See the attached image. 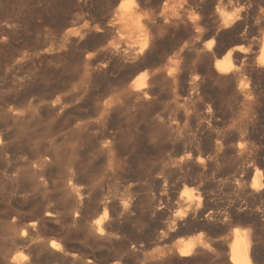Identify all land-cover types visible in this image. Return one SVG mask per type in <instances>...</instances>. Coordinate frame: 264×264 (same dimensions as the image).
<instances>
[{"label": "rangeland", "instance_id": "374dc122", "mask_svg": "<svg viewBox=\"0 0 264 264\" xmlns=\"http://www.w3.org/2000/svg\"><path fill=\"white\" fill-rule=\"evenodd\" d=\"M144 1H145V7L142 6L140 12L143 18L144 16L147 18H153V17L155 18L157 17V19L160 18L157 21H159L158 22L159 25H162L163 22L170 21L171 19L174 20L177 18V16H182V18L185 20V24H183L184 28L182 27V25L181 26L179 25L177 27L178 29L173 28V26H169L167 27L168 31L164 30L165 31L164 32L163 30H160L158 33V35L160 36V42L158 43L159 45L157 46L156 44V47L154 48L155 49L154 51L156 52V57L154 62L155 65L146 67L148 70L144 68L141 69L142 71L138 70V72H136L137 71L136 70L135 72H133L132 71L133 69H130V67L127 64L125 63L123 64V61L121 58L118 57V54H121L123 52L122 50L125 48L126 49L124 51H126L129 46L132 45L137 46L140 43H143V36H142L143 32L140 30H134L135 33L129 31L130 26L136 25V20L138 18V15H135L133 17L135 18L133 20L134 22L122 21L119 20L117 17H115L116 14L115 11L117 10L116 7L118 6L117 2L119 3V1L0 0V140H1L0 142V241L4 242L5 239L7 238V235H5L7 234L6 233L7 231L5 230L7 229L6 228L7 225L12 221L11 219H13V221L14 220L19 221L22 224L24 223L26 226L28 225L29 222H30L29 224L35 223V225L30 227L31 229H29L30 231H32V233L29 231L28 234L29 236H27L29 237L28 238L29 240L27 239L30 242L29 244L38 242L43 245L44 249H49V244L53 242L54 244H56L55 242H57L58 245L63 244L65 239H68L70 240L69 242H72L73 237L71 236L70 232L69 235L67 233V227H68L67 224L68 222H70L69 221L70 219L69 220L67 219L70 218L69 215L72 212L71 210L72 201L70 202L71 197L69 195L70 193H67L66 191L67 189L66 186H69L68 184L70 183L69 180L71 179L72 173L76 169H79L80 171L79 170L76 171L77 172L79 171L78 173L81 176H83L85 180H88V182H92V183H88L87 181H85L86 183H81L83 187L89 188L92 191V194L96 193L95 195L104 194L110 197L113 196L114 197L113 200L114 201L116 200L115 202L116 204L118 202H120V204L126 201L128 202L129 200L130 202L126 204L130 205L134 203L133 205H135L137 198L141 197L139 202L140 205L137 204L138 209L139 208L142 209V207L146 206L145 203L147 205H150V203L151 204L155 203L156 206V204H160L162 200L163 203H165L164 204L165 206L163 205L162 202L160 205L164 206L163 211L170 214L169 216H173L176 213L179 216L182 214L185 215L187 213H190V211L193 208L194 209L198 208L201 209L203 212H210L211 214L213 213V215L215 214L220 217L222 215L221 217L222 220L219 219V221L215 223L214 225L215 228L213 229V232L210 233H208L205 230H199V232L192 231L188 233L187 231L184 230L183 227L180 229L178 228V230L175 229L174 232L173 231L170 232V230H167L169 229L168 228L169 225L167 223L168 219H162L163 223L161 220H158V224H159L158 225L156 224L157 219L156 221H153L155 219L150 220V218H144L142 228L144 229V231L146 232L148 231L149 234H146V232L144 235L141 236L135 234V236L133 237H128L130 242L127 238L129 245H132L131 242L133 241L132 242L133 246L136 243V245L141 248L140 249L137 247L138 249L137 248L133 249L130 248V246L128 245L130 250L134 251L133 253L135 254V256L137 253L138 254L140 253L139 256L137 254L136 256L137 258L134 256V254H132L134 258L129 257L130 259L129 258L128 259L130 261L129 260H125L124 262L123 261L121 262V260L119 261V259L115 258L112 254L113 245L109 243L105 245L107 242L106 241L104 243L103 242L101 243L102 247L100 248V251L96 250L95 252L96 255L99 254L102 260H100L99 258L98 259L99 261L92 262L93 260L91 256H89L91 258V259L89 258V260L92 262V264H112V263L133 264L134 262H135L134 264H147V263L161 264L165 259L164 257L167 258L165 259L167 261H164V263L162 264H171V263L172 264L175 263L176 264H229L228 256H227V252H228L227 248L231 242L233 232L234 231L246 232L249 230H250L249 232L252 235V239H255L253 240L254 243L253 245L255 246L256 249L255 255L256 257H259L256 260L258 263L255 261V264L256 263L264 264V195L262 196L263 199L260 198V200L259 199L256 200L255 198H253V196H251L250 199L248 198L251 195L249 190V184L255 169H256L255 172L258 170L257 174L258 172H260L258 174L260 175L259 181L260 184L264 187V183H263L264 182V177H263L264 176V68L257 67L255 63V58L258 56V51H259L258 48L261 39L264 38V29L262 28L264 27V20L263 21L258 20V17H260L259 15H262L264 17V9H263L264 1L256 0L255 3L251 6H248L247 1L245 0H241V1L240 0H215V1L214 0L213 1L212 0H144ZM196 2L198 5L196 4ZM256 4L257 6H255ZM216 7H217L216 10L221 8L220 10L222 12L223 11L226 12L227 15L229 13H230L229 15H231L232 13V17L235 16L236 13L238 14L240 11H241V13H239L240 15L245 13L241 17L244 16L243 20H245L246 22L243 23L244 31L241 30L242 32L240 31L235 35H234L235 32H225V34L222 33L220 35L222 36L220 39L221 43L218 42L216 44V47H214L215 49L213 48L215 51L212 50V52L208 54L209 55L208 57L211 56L210 57L211 59L208 61L209 64L208 66L211 68V70H213L212 69L213 68L212 64L214 62L213 60H218L224 57L223 55L226 52L227 48L236 47L241 52L243 51L241 54L242 55L241 58L242 59L244 58L245 60L241 59V61L242 62L245 61V62L242 63L239 70L235 72L234 74L235 76L231 75L232 76L231 77L230 75H226L223 76L224 78L218 77L219 79L215 78V76L212 77L210 75L209 78V76H207V73L205 71L203 72L204 74L203 76V74H201L202 71L199 69L203 65L202 62L201 63L198 62L193 57L194 53L199 52L201 55L203 51L202 45L203 48H205L204 46H206V44L210 41V39L208 37L205 38L204 35L210 32L211 29L210 24L212 18L211 15L213 12L216 11L215 10ZM249 8L250 11L253 8L252 12L249 11ZM251 13L253 14V16H251L252 15ZM248 14L250 15L251 19L250 18L248 19L249 17ZM208 16L211 17L209 18ZM191 20H194L195 23L198 25L200 23L199 26L204 24L202 25L203 27L202 26L200 27L202 30H200V28L198 29L193 28V26L190 25L189 22ZM207 20L210 22H208ZM188 22L189 25H187V27L188 26L190 27L187 28L186 24ZM141 24L143 25L142 22ZM250 24H252V27ZM206 28L209 30H207ZM171 29H175V30L171 31ZM191 29L194 30L191 31ZM252 29L254 32L252 31ZM176 30H182L183 32L182 31L176 32ZM173 31L176 33L174 34ZM245 32L248 37L246 36V34H244ZM200 33L202 34V36ZM178 34H181L179 36L182 37L179 38V36H177ZM184 34L186 38L188 37L187 39L185 38ZM188 34L190 35L193 34L194 37L193 35L190 36ZM162 35H164L163 39H162ZM166 35L167 36L169 35V37H167ZM237 35H239L240 37ZM173 36L175 37V39ZM238 39H240V41ZM228 42L230 43V46L225 49L224 47L228 44ZM167 43L171 46V48H173L175 44L177 45L173 49H171ZM179 43L183 45H178ZM223 45L225 46L223 47ZM179 46H181V48ZM191 47L193 48L191 49ZM159 48L161 49L159 50ZM185 48H190L191 50L190 49L185 50ZM199 48H201L200 49L201 52ZM108 49H110L111 51H109ZM119 50H121L122 52ZM171 50L172 51L175 50V53H173ZM180 50L181 53L183 52L184 54L182 53L183 56H181L183 60L182 59L177 60L178 61L177 66L179 69L178 71L179 72L181 71V73L185 71V73H183L184 75L186 74L187 70L188 72H190L189 71L190 68L191 70L190 75L192 77L193 74L196 73L198 76L199 75L198 72H201L200 73L201 75H199L198 77L199 78L202 77L200 81H201V85L203 84L204 86L200 85L199 87L198 99L202 101L201 102L202 104L199 102H195L194 100L195 103L192 104V102L190 103L188 102L185 104L187 105V107L184 106L183 108V104H184L183 100L184 98H186V93L184 92V90L179 87L175 88L171 83H169L170 82L169 80L161 76L160 79L156 80L155 83L156 85L154 84L155 91L158 90V92H156L157 94L154 93L155 94L154 96L151 95V98L153 97L152 98L153 100L156 99L155 101H157V104L155 103V101L153 102V100H150L151 99L150 97L140 103H138L136 99H133L134 98V96H132L133 93L130 92L129 90L130 86H126V85H130V83L133 82L134 80L133 77L139 78L142 77L143 74L145 76L146 73L145 84H147L148 86L149 85L148 80L151 79L152 75L159 73L158 71L160 70H162L161 73L163 74L164 68H166L167 66H172L173 64L172 57ZM108 51L111 53H109ZM108 54L109 56L107 57ZM158 55H160V57H158ZM185 55L186 56L189 55V56L186 57ZM212 56L214 57L212 58ZM108 60L110 61L108 62ZM118 60L122 64H120ZM116 61H118V63ZM181 62L182 64H180ZM194 66L195 67L198 66L199 70L197 68H196L197 70H195ZM153 67L156 71L153 69ZM150 69L152 70V72H150ZM193 70L194 72H192ZM188 72L187 75H185V77L189 79L191 76L188 75ZM236 75L239 77L238 79L240 80V82L237 79ZM156 76H158V74ZM138 78H136V80ZM226 79L228 83H232V84L231 85L228 84ZM230 79L233 82H230ZM157 82L161 85L157 84ZM241 82L244 85H242ZM239 83H241V85L237 87ZM163 85L165 87H163ZM232 85L233 88H230V86L232 87ZM119 86L122 87L119 88ZM241 86L245 88L244 91L246 93L235 90V89L240 90L239 87ZM167 87L169 88L173 87L172 89L170 88L172 90L171 92H173L172 93L173 95L171 94L170 89ZM201 87H202V91H201ZM167 89H169V91ZM177 89L178 91H176ZM226 89H228L227 94L225 91ZM182 92L185 95H183ZM126 94L128 95V97L126 96ZM179 94H181L184 98H182V96H180ZM251 94L253 95L252 97ZM157 96L159 97L157 98ZM239 96H241V100ZM171 97L173 100H170ZM211 98L212 99L214 98V101ZM218 98L222 99V101L217 100ZM127 99L129 101H127ZM164 99H167V101ZM124 100L128 105L124 103ZM151 101L153 102V104ZM162 101L166 103L164 104L162 103ZM210 101H212L214 104L215 101L217 102L214 105ZM174 102H177L178 105H176ZM180 102L182 105V106L180 105L181 108L178 107ZM102 105L103 106L106 105L108 106V108L110 107L113 108L112 110H110L111 108L109 110L111 111L110 113L111 121L114 123L113 126L115 127L116 141L114 140L113 143L114 155L116 154L118 155V156L116 155L118 158L115 159L117 166L115 168L116 169L119 168L117 171L115 169L114 172L113 171L106 172L105 169L108 168L106 164L107 161H105L106 157L103 154L98 153V150L95 146L96 143L94 142V141L97 142L99 140L96 127L98 126V122H100L101 119V117L99 116H101ZM124 105H126V107ZM99 106L100 108H98ZM117 106L118 108H116ZM148 106L150 108H148ZM164 107H166L169 111ZM203 107L204 109H201ZM185 108L188 109V111ZM222 108L223 111H221ZM182 109L183 111L186 110L185 112H187L188 114L187 113L185 114V112H181ZM97 110L99 111L100 115L97 112ZM191 110L193 112H191ZM205 110L207 113L205 112ZM217 110L218 112L220 111L219 114ZM250 112L253 114H251ZM177 113L179 114L178 117H177ZM171 114L174 115L172 116ZM180 114L182 115L180 116ZM186 115L188 116L186 117ZM211 116L212 117L214 116L213 118L215 120H213ZM149 117L151 118V120ZM180 117H184V118H180ZM205 117L207 119L208 117L210 118L208 119L207 123L205 122L207 120ZM158 118H160L159 119L160 126H158L157 123ZM177 119H179L180 122ZM201 119H203L204 121ZM152 120H154V122H151ZM209 120L210 123H208ZM166 122L167 123L170 122V123H168L167 125ZM204 122L205 124H203ZM162 123H164V125ZM196 123L199 125L197 126ZM208 124L211 125L209 126ZM205 125L207 127H205ZM165 126L167 129L164 128ZM170 126H172V131ZM200 127H203L204 129L202 130V128ZM160 128L163 129V131L159 130ZM205 128L207 130H205ZM200 129L202 130V132L199 131ZM154 130L155 133H157L158 131L160 134L158 135L157 133L156 135L158 136H155ZM166 130H169V132L166 133ZM204 130L205 131L209 130V131L205 132ZM161 131L162 132L165 131L164 132L165 135L163 134L161 135L162 133ZM210 131L212 133H210ZM213 132L215 133V135ZM151 133L153 134L151 135ZM120 134H122L123 136ZM170 134L173 136V138L168 137ZM199 135L201 136V138L199 137ZM156 137L160 139L157 140ZM92 138L95 144L91 142ZM154 138L156 139V141ZM198 138L200 140H198ZM196 140L198 142H196ZM216 141L219 144L216 143ZM182 142L184 143V145ZM239 142L243 144V147L242 148L239 147L238 149H236ZM178 143L180 145L182 144V147L184 146L183 155L187 154L190 151L191 152L190 155L193 156L191 157L190 155H188L189 154L188 153L187 155L189 156V158H191L192 160L195 159V161L198 160V158L199 159L201 158V160H203V162L197 164L199 168L197 167L198 170L196 171L197 172L196 176H195V172L193 173L194 175L191 176L194 178L199 175L198 178L200 183L198 181L197 183L186 182L184 184L181 182L183 178L181 174V170L176 171L177 161L179 159L177 157H179L180 155L178 150L180 149L179 147H181ZM214 143L215 145H217L218 147L217 149ZM207 150L210 151V153ZM219 156H221V158ZM219 158L221 159L220 162H219ZM94 159L95 161H92ZM101 159H103L104 162ZM191 159L189 161L190 164H188L189 167H187L188 169L190 168V165L192 166L196 164V162L192 161ZM87 165L89 166L87 167ZM79 166L80 168L82 167V169H80ZM83 167L85 168V170H83ZM70 168H72V170ZM187 168H185L184 170H186ZM86 170L88 171L86 172ZM83 171L85 174L83 173ZM87 173H89L90 176ZM109 173L111 175H109ZM202 174L205 175L202 176ZM200 176L204 177V179ZM261 178L263 179L261 180ZM81 184L80 186H82ZM132 189L135 191L134 192L135 194L133 193L132 195L133 197L131 196L132 194L131 192H133ZM97 190H99L100 192ZM126 193L127 194L130 193V194L127 195ZM62 194L65 196H63ZM144 196H145V200H144ZM156 196H158V198H156ZM131 197L133 198L134 201L132 200ZM186 197L189 198L187 199ZM156 199L157 200L160 199V200L157 201ZM231 205L233 206V208L231 207ZM235 205H237V207ZM69 207L71 209H69ZM238 208H240L239 210L241 211L243 209V211L241 212L243 215L240 213ZM54 209L55 211L57 210L56 211L57 216L48 219L44 217L45 214L44 212L48 210L49 211L52 210L53 212H55ZM227 209H231L233 211L238 210L240 215L237 212L234 215L235 217L232 216L228 218L229 220L225 217L226 220H224L225 210ZM62 210L66 211L64 212L65 215ZM59 211L61 213H59ZM161 211L162 209L160 211L158 210V212ZM146 213H148V211ZM146 213H143L145 217L148 216V214ZM247 213L250 215L248 216ZM111 214L112 213L109 212L108 218L111 217ZM135 214H136L135 212L131 214L129 219L131 222L128 220L130 223L126 222L127 223L126 225H128L129 227L130 225L132 226L136 225V222L134 220ZM66 215L68 216V218ZM62 216L63 218H61ZM238 217H240V219ZM254 217L256 220H253ZM148 221L153 222L150 223V226L152 228L149 226ZM132 222H134L135 225H133ZM155 224L157 225V229H155L156 227ZM160 224H162V227ZM146 225L149 226L153 231L149 230V227H147ZM180 231L182 232L184 231V232L182 233ZM197 235L198 237L201 236L199 237L200 243H198L197 246V249L200 250L199 251L200 253L195 252L194 255L187 257V259L186 258L177 259V256L175 254V247L177 246V244L179 242L186 243L194 239H197L198 238ZM137 236H139V238ZM64 237L65 239H63ZM135 237L139 240H137ZM30 239L34 241L32 240L30 241ZM106 246L107 249H105ZM111 248L112 250L110 251L112 252L109 251V249ZM28 250L29 249L23 250L25 252L22 253L23 255L25 254L24 255L25 257L28 254L26 258L30 261L33 255H32V251L29 250L30 251L29 252ZM106 250H108V252ZM135 251L138 252L136 253ZM101 252H103V254ZM256 253H258V255ZM29 255H31V257ZM111 255L113 258L110 257ZM43 256L44 255H40L39 264H43V263L62 264L60 261H58L59 263L46 262L45 256L44 257ZM114 259L116 260L118 259L117 262ZM134 259L136 261H134ZM111 261L113 262L110 263ZM168 261L171 263H169Z\"/></svg>", "mask_w": 264, "mask_h": 264}, {"label": "bare ground", "instance_id": "6f19581e", "mask_svg": "<svg viewBox=\"0 0 264 264\" xmlns=\"http://www.w3.org/2000/svg\"><path fill=\"white\" fill-rule=\"evenodd\" d=\"M115 1H119V3L117 2V4H118V6L116 7V11H115V17H117L119 20H122V21H133L135 18H133L135 15H138V18H137V20H136V25H134V26H130L129 27V31L130 32H132V33H135V31L134 30H140V31H142L143 32V43H140L139 45H137V46H134V45H132V46H129L128 48H127V50L126 51H124L125 49H123L122 51L121 50H119V51H121L122 53L121 54H118V57L119 58H121L122 59V61H123V64L125 63V64H127L129 67H130V69H133L132 71L133 72H135L136 70V72H138V70H140V71H142L141 69H144V68H146V67H148V66H152V65H155L154 64V62H155V57H156V52L154 51L155 49V47H156V44H157V46L159 45L158 43L160 42V36L158 35V33H159V31L160 30H167V27H169V26H173V28H177L179 25L181 26L182 25V27L184 28V26H183V24H185V20L182 18V16H177V18L176 19H174V20H170V21H166L165 19V21L166 22H163V24L162 25H159V21H157L158 19H160V18H158L157 19V17L155 18V17H153V18H147V17H145L144 16V18L142 17V15L140 14V12H141V7L142 6H144L145 7V1L144 0H115ZM213 1V0H212ZM215 1V0H214ZM241 1V0H240ZM245 1H247V4H248V6H251V5H253L254 3H255V1L256 0H245ZM259 1V0H258ZM264 1V0H263ZM204 2V1H203ZM237 2V1H236ZM148 3V2H147ZM230 3V2H229ZM259 3V2H258ZM261 3V2H260ZM264 3V2H263ZM116 4V3H115ZM196 4H197V2H196ZM206 4H208V3H206ZM213 4V3H212ZM215 4H216V2H215ZM237 4V3H236ZM241 4V3H240ZM180 5V4H179ZM187 5V4H186ZM186 5H185V7H186ZM198 5V4H197ZM201 5V4H200ZM259 5V4H258ZM260 5H262V4H260ZM264 5V4H263ZM149 6V5H148ZM158 6V5H157ZM205 6V5H204ZM220 6V5H219ZM229 6V5H228ZM255 6H257V4L255 5ZM150 7V6H149ZM192 7V6H191ZM194 7V6H193ZM213 7V6H212ZM235 7H237V6H235ZM239 7V6H238ZM242 7V6H241ZM244 7V6H243ZM182 8V7H181ZM201 8H203V7H201ZM251 8V7H250ZM250 8H249V11H250ZM176 9V8H175ZM178 9H180V8H178ZM188 9V8H187ZM205 9V8H204ZM217 9V7L215 8V10ZM221 9V8H220ZM220 9H218V10H213V11H215V12H211L212 13V18H211V29H210V32H208V34H206V35H204V37L205 38H209L210 39V41L206 44V46H204L205 48H203V45H202V49H203V51H202V53H201V55H200V53L198 52V53H194L193 55V57L198 61V62H202V66L199 68L201 71H202V73L201 72H198L199 73V75H201V74H203V72L205 71L206 73H207V76H215V78H224L223 76H226V75H233V76H235L234 74H235V72L237 71V70H239V68L241 67V65H242V63H244L245 61H241V57H242V52L239 50V49H237L236 47H233V45H232V47L233 48H227V47H229L230 46V43L228 42V44L225 46V45H223V47L226 49L227 48V50H226V52L224 53V57H222L221 59H218V60H213L214 62H213V64H212V69L214 70H211V68L208 66L209 64H208V61L211 59L210 57H208L209 55L208 54H210L211 52H212V50H214L215 48L214 47H216V44L218 43V42H220L221 43V41H220V39H221V37L222 36H220L222 33H224L225 34V32H235L234 33V35L236 34V33H238V32H240L241 30H243V23L245 22V20H243V18H244V16L243 17H241L242 15H244V14H242V15H240L239 13H241V11L236 15L235 14V16H233L232 17V13H231V15H227V13L226 12H222ZM247 9V8H246ZM253 9V8H252ZM252 9H251V11L250 12H252ZM261 9V8H260ZM264 9V8H263ZM154 10V9H153ZM173 10H174V8H173ZM177 10V9H176ZM189 10V9H188ZM225 10V9H224ZM235 10V9H234ZM238 10V9H237ZM159 11V10H158ZM161 11V10H160ZM212 11V10H211ZM246 11V10H245ZM174 12V11H173ZM202 12H203V10H202ZM237 12V11H236ZM255 12V11H254ZM253 12V13H254ZM257 12H258V9H257ZM256 12V13H257ZM260 12H262V11H260ZM144 13V12H143ZM176 13V12H175ZM226 13V14H225ZM235 13V12H234ZM233 13V14H234ZM247 13H249V12H247ZM114 14V13H113ZM163 14V13H162ZM252 14V13H251ZM249 15V14H248ZM162 16V15H161ZM210 16V17H211ZM246 16V15H245ZM251 16H253V14L251 15ZM260 17H258V20H261V21H263L264 20V17L262 16V15H259ZM173 17H174V14H173ZM209 17V16H208ZM209 17V18H210ZM256 17V16H255ZM167 18V17H166ZM202 18V17H201ZM204 18V17H203ZM250 18V15H249V17H248V19ZM113 19V18H112ZM116 19V18H115ZM251 19V18H250ZM253 19V18H252ZM138 21V22H137ZM188 21V20H187ZM186 21V22H187ZM199 21H200V19H199ZM198 21V22H199ZM203 21H205V20H203ZM208 21V20H207ZM206 21V22H207ZM248 21V20H247ZM254 21V20H253ZM134 22V21H133ZM141 22L143 23V25L141 24ZM190 22V25H192L193 26V28H196V29H198V28H200L202 25H204V24H202L201 26H199L200 25V23H199V25L198 24H196L195 23V21L194 20H191V21H189ZM189 22L186 24V27H187V25H189ZM205 22V23H206ZM208 22H210V21H208ZM249 22V21H248ZM246 23V22H245ZM251 23V22H250ZM252 23H254V22H252ZM257 23H259V22H257ZM135 24V23H134ZM161 24V23H160ZM251 25V27H252V24H250ZM258 25V24H257ZM199 26V27H198ZM207 26V25H206ZM208 26H209V23H208ZM248 26V25H247ZM188 27H190V26H188ZM187 27V28H188ZM203 27V26H202ZM259 27V26H258ZM260 27H261V24H260ZM186 28V29H187ZM246 28V27H245ZM253 28H256V27H253ZM263 29H264V27H262ZM98 29V28H97ZM97 29H96V31H97ZM169 29V28H168ZM178 29V28H177ZM181 29V28H180ZM204 29H205V27H204ZM204 29H203V31H204ZM207 29V28H206ZM170 30V29H169ZM172 30H175V29H171V31ZM185 30V29H184ZM192 30H194V29H191V31ZM200 30H202L201 28H200ZM207 30H209V29H207ZM206 30V31H207ZM262 30V29H261ZM260 30V31H261ZM99 31V30H98ZM101 31V30H100ZM168 31V30H167ZM170 31V32H171ZM177 31H182V30H176V32ZM188 31H190V30H188ZM202 31V32H203ZM244 31V30H243ZM252 31H253V29H252ZM257 31V30H256ZM260 31H258V32H260ZM165 32V31H164ZM174 32V31H173ZM176 32H174V34L176 33ZM183 32V31H182ZM186 32V31H185ZM199 32H201V31H199ZM242 32V31H241ZM254 32V31H253ZM252 32V33H253ZM257 32V33H258ZM169 33V32H168ZM179 33V32H178ZM188 33V32H187ZM190 33V32H189ZM251 33V32H250ZM256 33V32H255ZM262 33H263V31H262ZM162 34H163V32H162ZM174 34H172V35H174ZM193 34H194V31H193ZM193 34H191V35H193ZM201 34V33H200ZM223 34V35H224ZM230 34V33H229ZM244 34H246V32L244 33ZM170 35H171V33H170ZM179 35H181V34H178L177 36H179ZM188 35H190V34H188ZM187 35V36H188ZM190 35V36H191ZM240 35V34H239ZM239 35H237V36H239ZM249 35V34H248ZM163 36L164 35H162V39H163ZM167 36V35H166ZM184 36H185V34H184ZM201 36H202V34H201ZM241 36V35H240ZM239 36V37H240ZM245 36V35H244ZM246 36H247V34H246ZM245 36V37H246ZM167 37H169V35L167 36ZM166 37V38H167ZM172 37V36H171ZM174 37V36H173ZM182 37V36H181ZM180 36H179V38H181ZM193 37H194V35H193ZM224 37V36H223ZM238 37V38H239ZM248 37V36H247ZM246 37V38H247ZM254 37V36H253ZM185 38H186V36H185ZM188 38V37H187ZM186 38V39H187ZM191 38V37H190ZM173 39V38H172ZM174 39H175V37H174ZM192 39V38H191ZM243 39V38H242ZM180 40V39H179ZM182 40V39H181ZM239 41H240V39H238ZM252 40V39H251ZM140 41V40H139ZM184 41V40H183ZM180 42V41H179ZM233 42V41H232ZM255 42H257V41H255ZM219 43V44H220ZM246 43V42H245ZM162 44H164V43H162ZM168 44V43H167ZM174 44V43H173ZM189 44V43H188ZM196 44V43H195ZM255 44V43H254ZM126 45V44H125ZM131 45V44H130ZM169 45V44H168ZM177 44H175V46H176ZM178 45H183V44H178ZM199 45V44H198ZM166 46V45H165ZM175 46H173V48L175 47ZM185 46V45H184ZM193 46H196V45H193ZM218 46V45H217ZM221 46V45H220ZM236 46V45H235ZM238 46V45H237ZM161 47V46H160ZM169 47L171 48V46L169 45ZM180 48H181V46H179ZM179 47H177V48H179ZM222 47V46H221ZM220 47V48H221ZM241 47V46H240ZM173 48H171V49H173ZM193 47H191V49H192ZM214 48V49H213ZM218 48V47H217ZM110 49H112V48H110ZM110 49H108L109 51H111ZM116 49V48H115ZM121 49V48H120ZM158 49V48H157ZM161 48H159V50H160ZM186 49H190V48H185V50ZM190 49V50H191ZM201 48H199V50H200ZM256 49V48H255ZM259 51H258V56L255 58V63H256V66L257 67H263L264 68V38H262L261 39V42H260V45H259ZM114 50V49H113ZM112 50V51H113ZM176 50V49H175ZM175 50H171L173 53H175ZM184 50V51H185ZM187 50V51H188ZM220 50V49H219ZM250 50V49H249ZM108 51V52H109ZM116 51H118V50H116ZM115 51V52H116ZM167 51V50H166ZM215 51V50H214ZM221 51V50H220ZM219 51V52H220ZM186 52V51H185ZM200 52H201V50H200ZM216 52H218V51H216ZM224 52V51H223ZM247 52V51H246ZM109 53H111V52H109ZM118 53V52H117ZM183 53V52H182ZM181 53V50L179 51V52H177L176 54H174V56L172 57L173 59H172V61H173V64H172V66H167L166 68H164L163 70H164V73L162 74L161 73V71L162 70H160V71H158L159 73H157L158 74V76H156L157 74H154V75H152L151 76V79L150 80H148L149 81V85L147 86V84H145V78H146V73H145V76H144V74H143V76L142 77H136V78H138L137 80H136V78H134L133 77V82H131L130 83V85H126V86H130L129 87V90H130V92H132L133 93V95L132 96H134V98L133 99H136V101L138 102V103H140V102H142V101H145L146 99H148L149 97L151 98V95L152 96H154L155 94H157L156 92H158V90L157 91H155V88H154V84L156 83V80L157 79H160V76L161 77H164V78H166L167 80H169L170 82L169 83H171L175 88L176 87H179V88H182L183 90H184V92L186 93V98H184L181 94H179L180 96H182V98H184V104H183V108H184V106L185 107H187V105H185L186 103H190V102H192V104L193 103H195V102H199V103H201L202 101L201 100H199L198 99V97H199V95H198V91H199V87H200V85H201V81H200V79L202 78H199L198 76H197V74L195 75V74H193V77L190 75L191 74V70H190V68H189V71L190 72H188V70L186 71V74H184L183 75V73H185V71H184V69H183V73H181V71L179 72L178 70V61L177 60H180V59H182L181 58V56H183V54ZM193 53V52H192ZM214 53V52H213ZM116 54V53H115ZM168 54V53H167ZM167 54H166V56H167ZM105 55H106V53H105ZM104 55V56H105ZM173 55V54H172ZM214 55V54H213ZM222 55V54H221ZM109 56V54L107 55V57ZM165 56V57H166ZM186 56V55H185ZM184 56V57H185ZM187 56H189V55H187ZM186 56V57H187ZM117 57V58H118ZM158 57H160V55H158ZM157 57V58H158ZM162 57V56H161ZM183 57V58H184ZM214 56H212V58H213ZM100 58H101V56H100ZM104 58V57H103ZM106 58V57H105ZM111 58H112V56H111ZM116 58V59H117ZM191 58V57H190ZM107 59V58H106ZM215 59V58H214ZM114 60V59H113ZM159 60V59H158ZM183 60V59H182ZM186 60V59H185ZM193 60V59H192ZM242 60H245L244 58L242 59ZM110 60H108V62H109ZM119 61V60H118ZM118 61H116L117 63H118ZM156 61H157V59H156ZM161 61H162V58H161ZM161 61H159V62H161ZM165 61V60H164ZM196 61V62H197ZM103 62V61H102ZM113 62V61H112ZM183 62V61H182ZM182 62L180 63V64H182ZM195 62V61H194ZM107 63V62H106ZM115 63V62H114ZM119 63H120V61H119ZM164 63V62H163ZM168 63V62H167ZM191 63V62H190ZM100 64V63H99ZM120 64H122V63H120ZM250 64H251V62H250ZM114 65V64H113ZM158 65V64H157ZM186 65V64H185ZM245 65V64H244ZM105 66H106V64H105ZM119 66V65H118ZM121 66V65H120ZM126 66V65H125ZM180 66V65H179ZM211 66V65H210ZM101 67V66H100ZM117 67V66H116ZM127 67V66H126ZM126 67H125V69H126ZM165 67V66H164ZM195 67V66H194ZM107 68V67H106ZM123 68H124V65H123ZM156 68V67H155ZM157 68H158V66H157ZM198 69V66L197 67H195L194 69L195 70H197ZM94 69V68H93ZM96 69V68H95ZM103 69V68H102ZM113 69V68H112ZM147 69V68H146ZM146 69H145V71H146ZM153 69H154V67H153ZM162 69V68H161ZM187 69V68H186ZM193 69V68H192ZM198 69V70H199ZM243 69V68H242ZM247 69V68H246ZM258 69H260V68H258ZM106 70V69H105ZM121 70V69H120ZM148 70V69H147ZM155 70V69H154ZM263 70V69H262ZM97 71V70H96ZM156 71V70H155ZM256 71V70H255ZM254 71V72H255ZM124 72V71H123ZM128 72V71H127ZM131 72V71H130ZM150 72H152V70L150 69ZM187 72H188V75H190L191 77L188 79L187 77H185V75H187ZM192 72H194V70L192 71ZM258 72V71H257ZM260 72V71H259ZM143 73V72H142ZM149 73V72H148ZM201 73V74H200ZM205 73V74H206ZM245 73V72H244ZM262 73V72H261ZM133 74V73H132ZM141 74V73H140ZM238 74V73H237ZM249 74V73H248ZM260 74V73H259ZM125 75V74H124ZM252 75H254V74H252ZM132 76V75H131ZM203 76H204V74H203ZM210 76H209V78H210ZM217 76V77H216ZM237 76V75H236ZM255 76H257V75H255ZM189 77V76H188ZM232 77V76H231ZM163 78V79H164ZM185 78H187V79H185ZM199 78V79H198ZM218 78V79H219ZM230 78V77H229ZM229 78H228V81H229ZM234 78H236V77H234ZM233 78V79H234ZM239 77L237 76V79H238ZM166 79H165V81H166ZM212 79V78H211ZM132 80H129V81H132ZM147 80V79H146ZM208 80V79H207ZM216 80V79H215ZM239 80V79H238ZM250 80V79H249ZM122 81H124V80H122ZM210 81V80H209ZM214 81V80H213ZM218 81V80H217ZM226 81H227V79H226ZM228 81H227V83H228ZM236 81V80H235ZM160 82H161V80H160ZM164 82V81H163ZM211 82V81H210ZM219 82V81H218ZM230 82H233L231 79H230ZM239 82H240V80H239ZM126 83V82H125ZM204 83V82H203ZM215 83H216V81H215ZM242 83V82H241ZM241 83H239V85H237V87L238 86H240L241 85ZM124 84V83H123ZM157 84H159L158 82H157ZM164 84V83H163ZM167 84V83H166ZM171 84H169V85H171ZM228 84H232V83H228ZM114 85V84H113ZM156 85V84H155ZM159 85H161V84H159ZM165 85V84H164ZM163 85V87H165ZM168 85V84H167ZM203 85V84H202ZM201 85V86H202ZM212 85V84H211ZM225 85V84H224ZM227 85V84H226ZM234 85H235V83H234ZM242 85H244L243 83H242ZM252 85V84H251ZM204 86V85H203ZM208 86V85H207ZM229 86V85H228ZM250 86V85H249ZM111 87V86H110ZM122 87V86H121ZM120 86H119V88H121ZM125 87V86H124ZM158 87H160V86H158ZM226 87V86H225ZM245 87H246V85H245ZM114 88V87H113ZM115 88H117V87H115ZM167 88H169V87H167ZM171 88V87H170ZM169 88V89H170ZM173 88V87H172ZM171 88V89H172ZM174 88V89H175ZM230 88H233V85H232V87L230 86ZM235 88V87H234ZM251 88V87H250ZM156 89H158V88H156ZM162 89V88H161ZM169 89H167L168 91H169ZM170 89V92L172 91ZM213 89V88H212ZM239 89L240 90H238V89H235V90H237V91H241V92H244V93H246L245 91H244V87L243 86H241V87H239ZM113 90V89H112ZM205 90V89H204ZM221 90V89H220ZM227 90L228 89H226L225 91H226V94H227ZM230 90V89H229ZM254 90V89H253ZM161 91V90H160ZM176 91H178V89L176 90ZM182 91V90H181ZM201 91H202V87H201ZM233 91V90H232ZM165 92V91H164ZM131 93V94H132ZM155 93V94H154ZM173 92H171V94H172ZM183 93V92H182ZM201 93V92H200ZM203 93V92H202ZM206 93V92H205ZM208 93V92H207ZM233 93V92H232ZM235 93V92H234ZM255 93V92H254ZM254 93H253V95H254ZM130 94V95H131ZM158 94H160V93H158ZM170 94V93H169ZM170 94V95H171ZM176 94V93H175ZM204 94V93H203ZM216 94V93H215ZM218 94H220V93H218ZM250 94V93H249ZM173 95V94H172ZM171 95V96H172ZM179 95H177V96H179ZM183 95H185L184 93H183ZM229 95H231V94H229ZM235 95V94H234ZM252 94H251V97L253 96ZM126 96L128 97V95L126 94ZM163 96V95H162ZM201 96H203V95H201ZM236 96H237V94H236ZM126 97V98H127ZM159 96H157V98H158ZM161 97V96H160ZM164 97V96H163ZM168 97V96H167ZM176 97V96H175ZM215 97H216V95H215ZM217 97H218V95H217ZM240 97V100H241V96H239ZM250 97V96H249ZM153 98V97H152ZM150 99V100H153V99ZM155 98H156V96H155ZM154 98V99H155ZM174 98V97H173ZM206 98V97H205ZM228 98V97H227ZM237 98V97H236ZM256 98V97H255ZM254 98V99H255ZM163 99V98H162ZM175 99V98H174ZM201 99V98H200ZM209 99V98H208ZM212 99V98H211ZM226 99V98H225ZM225 99H224V101H225ZM230 99V98H229ZM238 99V98H237ZM253 99V98H252ZM126 100V99H125ZM124 100V103H126V101ZM156 100V99H155ZM155 100H153V102L155 101ZM164 100H166L167 101V99H164ZM163 100V101H164ZM170 100H173L172 99V97L170 98ZM176 100V99H175ZM194 100H195V102H194ZM203 100V99H202ZM205 100V99H204ZM210 100V99H209ZM213 101H214V98L212 99ZM217 100H221L222 101V99H220V98H218ZM228 100V99H227ZM235 100V99H234ZM248 100H249V98H248ZM256 100V99H255ZM127 101H129L128 99H127ZM131 101V100H130ZM161 101V100H160ZM162 101V103H164ZM177 101H178V99H177ZM181 101V100H180ZM183 101H182V103H183ZM237 101V100H236ZM123 102V101H122ZM133 102V101H132ZM147 102V101H146ZM149 102V101H148ZM152 102V101H151ZM150 102V103H151ZM153 102H152V104H153ZM210 102H212V101H210ZM216 102L217 101H215V104H216ZM220 102V101H219ZM243 102V101H242ZM252 102V101H251ZM258 102V101H257ZM104 103V102H103ZM102 103V104H103ZM115 103V102H114ZM145 103V102H144ZM149 103V104H150ZM155 103L157 104V101H155ZM166 103V102H165ZM164 103V104H165ZM168 103H169V100H168ZM176 105H178L177 104V102H174ZM241 103V102H240ZM245 103V102H244ZM255 103V102H254ZM100 104V103H99ZM119 104V103H118ZM127 104V103H126ZM130 104V103H129ZM137 104V103H136ZM147 104V103H146ZM151 104V105H152ZM163 104V105H164ZM196 104H198V103H196ZM202 104V103H201ZM200 104V105H201ZM208 104V103H207ZM212 104H214L213 102H212ZM211 104V105H212ZM214 104V105H215ZM220 104V103H219ZM225 104V103H224ZM259 104V103H258ZM123 105V104H122ZM128 105V104H127ZM133 105V104H132ZM138 105V104H137ZM148 105V104H147ZM150 105V106H151ZM155 105V104H154ZM180 105H181V102L179 103V106L178 107H180ZM205 105V104H204ZM222 105V104H221ZM220 105V106H221ZM236 105V104H235ZM243 105V104H242ZM248 105V104H247ZM113 106V105H112ZM125 107H126V105H124ZM182 106V105H181ZM197 106V105H196ZM203 106V105H202ZM206 106V105H205ZM204 106V107H205ZM217 106H218V104H217ZM225 106V105H224ZM246 106V105H245ZM253 106V105H252ZM110 107V106H109ZM114 107V106H113ZM119 107H120V105H119ZM131 107V106H130ZM153 107V106H152ZM162 107V106H161ZM172 107V106H171ZM170 107V108H171ZM190 107V106H189ZM204 107L203 108H201V109H204ZM207 107V106H206ZM234 107V106H233ZM98 108H100V106L98 107ZM97 108V109H98ZM111 108V107H110ZM108 108V106H103L102 105V108H101V116H99V117H101V119H100V122H98V126L96 127L97 128V134H98V141L96 142V141H94L95 143H96V148H97V150H98V153L99 154H103L105 157H106V159H105V161H107V169H105V167H106V165H105V167H104V169L106 170V172H110V171H113L114 172V170L116 169L115 167H117L116 166V160L115 159H117L118 157V155L116 156V155H114V140H115V127L113 126V122L111 121V117H110V113H111V111L110 110H112L113 108ZM116 108H118V106L116 107ZM144 108V107H143ZM148 108H150L149 106H148ZM164 108H166V107H164ZM169 108V109H170ZM181 108V107H180ZM208 108V107H207ZM110 109V110H109ZM126 109V108H125ZM128 109V108H127ZM135 109V108H134ZM162 109V108H161ZM167 109V108H166ZM186 109V108H185ZM191 109V108H190ZM206 109V108H205ZM226 109V108H225ZM96 110V109H95ZM131 110H132V108H131ZM149 110V109H148ZM168 110V109H167ZM171 110V109H170ZM187 111H188V109H186ZM185 110V111H186ZM228 110V109H227ZM235 110H236V108H235ZM242 110V109H241ZM245 110V109H244ZM251 110V109H250ZM164 111V110H163ZM169 111V110H168ZM172 111V110H171ZM185 111H183V109L181 110V112H185ZM193 111H194V109H193ZM192 110H191V112H193ZM199 111H201V110H199ZM203 111V110H202ZM211 111H212V109H211ZM221 111H223V108H222V110ZM97 112L99 113V111L97 110ZM157 112H159V111H157ZM178 112V111H177ZM180 112V113H181ZM189 112H190V110H189ZM195 112H196V109H195ZM205 112H206V110H205ZM210 112V111H209ZM217 112H218V110H217ZM220 112V111H219ZM219 112H218V114H219ZM226 112V111H225ZM229 112V111H228ZM113 113V112H112ZM163 113V112H162ZM169 113V112H168ZM187 112H185V114H186ZM201 113V112H200ZM207 113V112H206ZM211 113V112H210ZM223 113V112H222ZM236 113V112H235ZM245 113V112H244ZM251 113V112H250ZM184 114V115H185ZM188 114V113H187ZM212 114V113H211ZM210 114V115H211ZM251 114H253V113H251ZM250 114V115H251ZM99 115H100V113H99ZM115 115V114H114ZM155 115V114H154ZM153 115V116H154ZM166 115H167V113H166ZM172 115V114H171ZM174 115V114H173ZM172 115V116H173ZM178 113H177V117H178ZM182 114H180V116H181ZM183 115V116H184ZM193 115V114H192ZM198 115V114H197ZM210 115H209V117H210ZM213 115V114H212ZM215 115V114H214ZM161 116V115H160ZM188 115H186V117H187ZM190 116V115H189ZM195 116V115H194ZM204 116V115H203ZM216 116H217V114H216ZM218 116H220V115H218ZM226 116V115H225ZM234 116V115H233ZM162 117V116H161ZM176 117V118H177ZM192 117V116H191ZM200 117V116H199ZM208 117V119H210ZM212 117V116H211ZM214 117V116H213ZM212 117V118H213ZM150 118V117H149ZM167 118H168V116H167ZM180 118H184V117H180ZM189 118V117H188ZM193 118V117H192ZM202 118V117H201ZM204 118V117H203ZM206 118V117H205ZM216 118V117H215ZM231 118V117H230ZM160 118H158V126H160V124H159V120ZM196 119V118H195ZM207 119V118H206ZM208 119L205 121L206 123H207V121H208ZM217 119H219V118H217ZM216 119V120H217ZM225 119V118H224ZM224 119H222V120H224ZM227 119V118H226ZM234 119V118H233ZM150 120H151V118H150ZM156 120V119H155ZM172 120V119H171ZM177 120H179V119H177ZM187 120H190V119H187ZM194 120V119H193ZM201 120H203V119H201ZM213 120H215L214 118H213ZM114 121V120H113ZM162 121V120H161ZM165 121V120H164ZM173 121V120H172ZM175 121V120H174ZM204 121V120H203ZM220 121V120H219ZM218 121V122H219ZM228 121V120H227ZM151 122H154V120H152ZM179 122H180V120H179ZM189 122V121H188ZM195 122H196V120H195ZM205 122L203 123V124H205ZM214 122V121H213ZM217 122V121H216ZM161 123V122H160ZM168 123H170V122H168ZM168 123L166 122V124L168 125ZM174 123V122H173ZM172 123V124H173ZM185 123H186V121H185ZM200 123V122H199ZM208 123H210V120H209V122ZM215 123V122H214ZM92 124V123H91ZM155 124H156V122H155ZM154 124V125H155ZM163 125H164V123H162ZM171 124V125H172ZM195 124V123H194ZM197 124V123H196ZM216 124V123H215ZM162 125V126H163ZM166 125V126H167ZM170 125V124H169ZM193 125V124H192ZM199 124H197V126H198ZM207 125V124H206ZM205 125V127H207ZM209 125V124H208ZM211 125V124H210ZM209 125V126H210ZM89 126V125H88ZM94 126H96V125H94ZM158 126H157V129H158ZM166 126L164 127L165 129H167L166 128ZM208 126V127H209ZM118 127V126H117ZM168 127V126H167ZM171 127V131H172V126H170ZM196 127V126H195ZM119 128V127H118ZM117 128V129H118ZM174 128V127H173ZM197 128V127H196ZM200 128H202V130L204 129L203 127H200ZM216 128V127H215ZM214 128V129H215ZM92 129V128H91ZM95 129V128H94ZM170 129V128H169ZM209 129V128H208ZM159 130H162L163 131V129H159ZM202 130L200 129L199 131H201L202 132ZM205 130H207L206 128H205ZM204 130V131H205ZM161 131V132H162ZM170 131V132H171ZM209 131V130H208ZM208 131H205V132H208ZM88 132V131H87ZM95 132V131H94ZM121 132V131H120ZM165 132V131H164ZM164 132H162L161 133V135L163 134V135H165V133ZM167 132H169V130H166V133ZM174 132V131H173ZM204 132V133H205ZM238 132V131H237ZM86 133V132H85ZM91 133V132H90ZM154 133H155V130H154ZM157 133H158V135L160 134L158 131H157ZM157 133H155V136H158V135H156ZM172 133V132H171ZM210 133H212L211 131H210ZM214 133V132H213ZM153 133H151V135H152ZM93 135V134H92ZM120 135H122V134H120ZM130 135V134H129ZM171 135V134H170ZM168 136V137H171V138H173V136L171 135V136ZM196 135H198V134H196ZM201 135V134H200ZM199 135V137L201 138V136ZM212 135V134H211ZM214 135H215V133H214ZM238 135V134H237ZM123 136V135H122ZM206 136V135H205ZM217 136H218V134H217ZM117 137H119V136H117ZM150 137H152V136H150ZM153 137H154V135H153ZM162 137V136H161ZM164 137H166V136H164ZM168 137H166V138H168ZM212 137V136H211ZM210 137V138H211ZM95 138H96V136H95ZM157 138V140H159L160 138H158V137H156ZM221 138V137H220ZM237 138V137H236ZM239 138V137H238ZM240 138H241V136H240ZM150 139V138H149ZM155 139V138H154ZM153 139V140H154ZM170 139V138H169ZM219 139V138H218ZM117 140H120V139H117ZM123 140V139H122ZM126 140V139H125ZM165 140V139H164ZM171 140H173V139H171ZM170 140V141H171ZM193 140V139H192ZM198 140H200L199 138H198ZM246 140V139H245ZM116 141V140H115ZM129 141V140H128ZM155 141H156V139H155ZM180 141H182V140H180ZM185 141V140H184ZM183 141V142H184ZM194 141V140H193ZM212 141V140H211ZM220 141V140H219ZM241 141V140H240ZM0 142H1V140H0ZM91 142H93V138H92V141ZM90 142V143H91ZM93 142V143H94ZM124 142V141H123ZM122 142V143H123ZM163 142V141H162ZM165 142V141H164ZM182 142V143H183ZM196 142H198L197 140H196ZM200 142V141H199ZM233 142H235V141H233ZM244 142V141H243ZM87 143V142H86ZM90 143H88V144H90ZM94 143V144H95ZM131 143V142H130ZM156 143V142H155ZM154 143V144H155ZM181 143V142H180ZM216 143H218L217 141H216ZM225 143V142H224ZM153 144V143H152ZM179 144V143H178ZM219 144V143H218ZM245 144V143H244ZM162 145V144H161ZM180 145V144H179ZM183 145H184V143H183ZM186 145V144H185ZM214 145H215V143H214ZM233 145V144H232ZM154 146H156V145H154ZM160 146V145H159ZM181 147H182V144L180 145ZM211 146V145H210ZM213 146V145H212ZM89 147H91V146H89ZM181 147H179L180 149L178 150V152L180 153V155H181V153H182V155H181V157H180V155H179V157H177V158H179L178 159V161H177V170L176 171H178V170H181V174H182V180H181V182L184 184V183H186V182H191V183H197V181L199 182V175L197 176V177H191L192 175H194L193 173L195 172V176H196V171L198 170V166H197V164H200L201 162H203V160H201V158L199 159L198 158V160H196L195 161V159H191V158H189V156L188 155H190V151L187 153V154H185V155H183V153H184V146L181 148ZM214 147V146H213ZM215 147H216V149L218 148L217 147V145H215ZM214 147V148H215ZM221 147V146H220ZM239 147H243V144L242 143H238V146H237V148H236V146H235V148L236 149H238ZM159 148V147H158ZM94 149V148H93ZM128 149V148H127ZM211 149H212V147H211ZM215 149V150H216ZM121 150H122V148H121ZM214 150V149H213ZM208 151V150H207ZM237 151V150H236ZM238 151H241V150H238ZM209 153H210V151H208ZM212 152V151H211ZM214 152V151H213ZM217 152V151H216ZM221 152V151H220ZM92 153V152H91ZM118 153H119V151H118ZM185 153H186V151H185ZM227 153V152H226ZM236 153V152H235ZM122 154V153H121ZM194 154V153H193ZM207 154V153H206ZM212 154V153H211ZM221 154V153H220ZM196 155V154H195ZM218 155V154H217ZM101 156V155H100ZM191 156V155H190ZM193 156V155H192ZM191 156V157H192ZM199 156V155H198ZM209 156V155H208ZM211 156V155H210ZM216 156V155H215ZM223 156H225V155H223ZM240 156V155H239ZM94 157H95V155H94ZM99 157V156H98ZM196 157V156H195ZM220 158H221V156H219ZM101 158V157H100ZM103 158V157H102ZM120 158H121V156H120ZM203 158H205V157H203ZM215 158H217V157H215ZM219 158V162H220V159ZM98 159V158H97ZM190 159L192 160V161H195L196 162V164L195 165H190V168L188 169L187 167H189L188 166V164H190L189 163V161H190ZM208 159V158H207ZM214 159V158H213ZM102 161H103V159H101ZM100 160V161H101ZM216 160V159H215ZM242 160V159H241ZM92 161H95V159L94 160H92ZM174 161V160H173ZM191 161V162H192ZM211 161V160H210ZM226 161V160H225ZM104 162V161H103ZM118 162H119V160H118ZM236 162V161H235ZM74 163V162H73ZM77 163V162H76ZM87 163H88V161H87ZM92 163V162H91ZM194 163V162H193ZM193 163H191V164H193ZM211 163H214V162H211ZM217 163V162H216ZM224 163V162H223ZM173 164V163H172ZM203 164V163H202ZM220 164V163H219ZM222 164V163H221ZM40 165V164H39ZM44 165V164H43ZM92 165V164H91ZM119 165V164H118ZM204 165V164H203ZM225 165V164H224ZM72 166V165H71ZM89 165H87V167H88ZM226 166V165H225ZM36 167V166H35ZM96 167V166H95ZM101 167V166H100ZM198 167V168H197ZM232 167V166H231ZM79 168H80V166H79ZM121 168V167H120ZM175 168H176V165H175ZM185 168H187L186 170H184ZM226 168V167H225ZM71 170H72V168H70ZM80 169H82V167L80 168ZM89 169V168H88ZM103 169V168H102ZM103 169V170H104ZM119 169V168H118ZM118 169H116V171L118 170ZM207 169V168H206ZM233 169V168H232ZM76 170H79V169H76ZM74 171L73 173H72V175H71V173H70V175H71V179L69 180V186H66L67 187V189H66V191H67V193H70L69 195H70V197H71V200H70V202L72 201V209L69 207V209H71L72 210V212H71V214L69 215V217L70 218H68V216H67V220H69L70 222H68V227H67V233H68V235H69V232H70V234H71V236L73 237V241L72 242H69L70 240H68V239H65V237L63 238V239H65V241L63 242V244H59L58 245V243L57 242H55L56 244H54V242L53 243H51V244H49V249H44L43 248V245L41 244V243H38V242H36V243H32V244H29L30 242L28 241L29 239V237H27V236H29L28 234H29V229H31L30 227H32L33 225H35V223H31V224H29L28 223V225L26 226L24 223L22 224V223H20L19 221H13V219H11L12 221L7 225V229L5 230V231H7L6 233L7 234H5V235H7V238L5 239V241L4 242H1L0 243V264H39V257H40V255H44L45 256V260H46V262H57V263H59L58 261H60L62 264H92V262H94V261H99L98 259L100 258V256H99V254L98 255H96L95 254V252H96V250H99L100 251V248L102 247V245H101V243L103 242H106V244L105 245H107V243H109V244H111V245H113V252L112 251H110V250H112V248L111 249H109V251L110 252H112V254H113V256L115 257V258H118L119 259V261L121 260V262L123 261H125V260H129L131 257H133V255L132 254H134L133 252L134 251H131L130 250V248H133V249H135V248H137L138 246L136 245V243H135V245L133 246V241L131 242V244L132 245H129L128 243L130 242V240H129V238L128 237H133V236H135V234H137V235H144L145 234V232L146 231H144V229L142 228L143 227V219L144 218H150V220L151 219H155V220H153V221H156V219H157V223L156 224H158V220H161L162 221V219H168V222H167V220H166V222L168 223V225H169V229H167V230H170V232L171 231H173L174 232V230L175 229H177L178 230V228L180 229V228H184V230L185 231H187L188 233L189 232H192V231H198L199 232V230H205V231H207L208 233H210V232H213V229L215 228L214 227V225H215V223H217L218 221H219V219H221V217H222V215H221V217L220 216H218V215H213V213L211 214L210 212H203L201 209H198V208H196V209H192L191 207V211H190V213H187V214H185V215H178L177 213L176 214H171V215H173V216H169L170 214H168V213H166V212H164L163 211V209H164V204L165 203H163V201L161 200V202L163 203V205L164 206H162V205H160L161 204V202H160V204H156V206H155V203H150V205H147L146 203H145V205L146 206H144V207H142V209L141 208H137V204H139V202H140V198H137V200H136V203H135V205H133L134 203H132V204H126V203H128V202H130L129 200H128V202L126 201V202H124V203H121L120 204V202H118L117 204L115 203L116 202V200L114 201L113 199H114V197L112 196V197H110V196H108V195H104V194H101V195H95L96 193H94V194H92V191L89 189V188H86V187H83V185L81 184V183H86L85 181H87L88 182V180H85V178L83 177V176H81L78 172L80 171ZM83 170H85V168L83 167ZM184 170V171H183ZM203 170V169H202ZM256 170V169H255ZM255 170H254V173H253V176H252V178H251V181H250V184H249V190H250V193H251V195H250V197H248L249 199L251 198V196H253V198H255L256 200L257 199H259L260 200V198H262V196L264 195V187L260 184V181H259V176L260 175H258L260 172H258V174H257V171L255 172ZM88 170H86V172H87ZM120 171V170H119ZM82 172V171H81ZM91 172V171H90ZM180 172V171H179ZM207 172H208V170H207ZM225 172V171H224ZM83 173H84V171H83ZM82 173V174H83ZM103 173H105V172H103ZM68 174V173H67ZM85 174V173H84ZM87 174H89V173H87ZM200 174V173H199ZM109 175H111L110 173H109ZM118 175V174H117ZM203 175H205V174H202V176ZM207 175V174H206ZM247 175V174H246ZM89 176H90V174H89ZM113 176V175H112ZM202 176H200V177H202ZM24 177V176H23ZM124 177V176H123ZM206 177V176H205ZM264 177V176H263ZM203 179H204V177H202ZM37 179V178H36ZM88 179V178H87ZM135 179V178H134ZM201 179V178H200ZM263 178H261V180H262ZM35 180V179H34ZM157 180V179H156ZM202 180V179H201ZM237 180V179H236ZM39 181V180H38ZM90 181H91V179H90ZM205 181V180H204ZM209 181V180H208ZM239 181V180H238ZM237 181V182H238ZM35 182V181H34ZM139 182V181H138ZM159 182V181H158ZM210 182V181H209ZM220 182V181H219ZM223 182V181H222ZM232 182V181H231ZM37 183V182H36ZM88 183H92V182H88ZM200 183V182H199ZM235 183V182H234ZM264 183V182H263ZM80 184L82 185V186H80ZM201 184H202V182H201ZM42 185V184H41ZM237 185V184H236ZM38 186V185H37ZM90 186H91V184H90ZM205 186V185H204ZM208 186V185H207ZM65 187V188H66ZM133 187V186H132ZM242 187V186H241ZM244 187V186H243ZM64 188V189H65ZM94 188V187H93ZM134 188V187H133ZM136 188H137V186H136ZM140 188V187H139ZM207 188V187H206ZM239 188V187H238ZM64 189H62V190H64ZM131 190V189H130ZM133 190V189H132ZM96 191V190H95ZM97 191H99V190H97ZM126 191V190H125ZM100 192V191H99ZM106 192V191H105ZM128 192V191H127ZM135 191L133 190V192H131L132 194H131V196L133 195V193H134ZM61 193V192H60ZM66 193V192H65ZM147 193V192H146ZM249 193V192H248ZM127 194V193H126ZM128 194H130V193H128ZM127 194V195H128ZM135 194V193H134ZM242 194V193H241ZM247 194V193H246ZM245 194V195H246ZM63 195V194H62ZM149 195V194H148ZM147 195V196H148ZM158 195H160V194H158ZM248 195V194H247ZM63 196H65V195H63ZM130 196V195H129ZM128 196V197H129ZM153 196V195H152ZM182 196V195H181ZM180 196V197H181ZM133 197V196H132ZM131 197V198H132ZM136 197V196H135ZM134 197V198H135ZM150 197H151V195H150ZM154 197V196H153ZM163 197V196H162ZM247 197V196H246ZM69 198V197H68ZM125 198V197H124ZM123 198V199H124ZM156 198H158V196H156ZM187 198V197H186ZM189 198V197H188ZM187 198V199H188ZM63 199V198H62ZM66 199V198H65ZM70 199V198H69ZM116 199V198H115ZM120 199V198H119ZM118 199V200H119ZM126 199H127V197H126ZM129 199V198H128ZM181 199V198H180ZM263 199V198H262ZM64 200V199H63ZM62 200V201H63ZM132 200H133V198H132ZM144 200H145V196H144ZM148 200H149V197H148ZM153 200H154V198H153ZM157 200V199H156ZM158 200H160V199H158ZM157 200V201H158ZM167 200V199H166ZM165 200V201H166ZM67 201V200H66ZM134 201V200H133ZM142 201V200H141ZM151 201H152V199H151ZM181 201V200H180ZM263 201V200H262ZM146 202H147V200H146ZM148 202H150V201H148ZM155 202V201H154ZM168 202V201H167ZM188 202V201H187ZM158 203V202H157ZM183 203V202H182ZM186 203V202H185ZM233 203V202H232ZM142 204H143V202H142ZM149 204V203H148ZM239 204V203H238ZM242 204V203H241ZM61 205V204H60ZM66 205V204H65ZM140 205V204H139ZM168 205V204H167ZM183 205V204H182ZM185 205V204H184ZM191 205V204H190ZM227 205V204H226ZM232 205H234V204H232ZM231 205V207L233 208V206ZM59 206V205H58ZM199 206V205H198ZM223 206V205H222ZM230 206V205H229ZM236 207H237V205H235ZM244 206V205H243ZM60 207V206H59ZM64 207V206H63ZM141 207V206H140ZM225 207V206H224ZM228 207V206H227ZM239 207V206H238ZM66 208H67V206H66ZM166 208H167V206H166ZM200 208V207H199ZM243 208V207H242ZM241 208V209H242ZM162 209V211L161 212H158V210L160 211ZM203 209H205V208H203ZM207 209V208H206ZM225 209V208H224ZM240 208H238V210H239ZM260 209V208H259ZM68 210V209H67ZM70 210V211H71ZM201 210V211H200ZM208 210V209H207ZM206 210V211H207ZM236 210V209H235ZM233 211V210H231V209H227V210H225V214H224V220H226L225 219V217L228 219V218H230V217H235L234 215L238 212L239 213V211H240V213L243 211V209H242V211L241 210H239V211ZM54 211H55V209H54ZM57 211V210H56ZM53 212L52 210L51 211H46V212H44L45 214H44V217H46L47 219L48 218H53V217H55V216H57V212ZM63 211V210H62ZM148 211V213H146ZM157 211V212H156ZM166 211V210H165ZM187 211V210H186ZM218 211V210H217ZM224 211V210H223ZM222 211V212H223ZM64 212H66V211H63V213ZM109 212L110 213H112L111 214V217L110 218H108V214H109ZM136 213L135 215H134V217H135V219L134 218H131V219H134L135 220V222H136V225L134 224V222H132L133 223V225H135V226H132V225H130V227L128 226V225H126L127 223L126 222H129L130 220V216H131V214H133V213ZM150 212V213H149ZM189 212V211H188ZM213 212V211H212ZM222 212H221V214H222ZM250 212V211H249ZM252 212V211H251ZM256 212V211H255ZM258 212V211H257ZM13 213V212H12ZM59 213H61L60 211H59ZM63 213H62V215H63ZM70 213V212H69ZM143 213H146V214H148V216L147 217H145V215L143 214ZM217 213V212H216ZM240 213H239V215H240ZM254 213V212H253ZM260 213V212H259ZM242 214V213H241ZM248 214V213H247ZM256 214H258V213H256ZM6 215V214H5ZM35 215V214H34ZM61 215V214H60ZM64 215H65V213H64ZM243 215V214H242ZM241 215V216H242ZM250 214H248V216H249ZM133 216V215H132ZM259 216V215H258ZM3 217V216H2ZM12 217V216H11ZM65 217V216H64ZM237 217V216H236ZM10 218V217H9ZM45 218V219H46ZM61 218H63V216L61 217ZM239 219H240V217H238ZM244 218V217H243ZM242 218V219H243ZM253 218V217H252ZM257 218V217H256ZM56 219V218H55ZM17 220V219H16ZM43 220V219H42ZM66 220V219H65ZM129 220V221H128ZM133 220V221H134ZM148 220V219H147ZM222 220V219H221ZM229 220V219H228ZM236 220V219H235ZM250 220V219H249ZM253 220H256L255 219V217H254V219ZM41 221V220H40ZM161 221H159V222H161ZM22 222V221H21ZM33 222V221H32ZM36 222V221H35ZM38 222V221H37ZM42 222V221H41ZM131 222V221H130ZM129 222V223H130ZM145 222V221H144ZM221 222V221H220ZM224 222V221H223ZM251 222V221H250ZM148 223H149V226H150V223H153V222H149L148 221ZM162 223H163V221H162ZM146 224V223H145ZM155 224V225H156ZM3 225V224H2ZM1 225V226H2ZM25 225V226H24ZM43 225V224H42ZM151 225H153V224H151ZM154 225V226H155ZM159 225V224H158ZM161 225V227H162V224H160ZM226 225V224H225ZM258 225V224H257ZM147 226V225H146ZM149 226H147V227H149ZM167 226V225H166ZM222 226V225H221ZM41 227V226H40ZM151 227V226H150ZM149 227V230H151V228ZM158 227H160V226H158ZM165 228V227H164ZM220 228V227H219ZM4 229V228H3ZM33 229H35V228H33ZM59 229V228H58ZM155 229H157V225H156V227H155ZM155 229H154V231H155ZM37 230V229H36ZM145 230H146V228H145ZM164 230V229H163ZM162 230V231H163ZM166 230V231H167ZM151 231H153V230H151ZM150 231V232H151ZM161 231V230H160ZM205 231H202V232H205ZM250 231V230H249ZM249 231H246V232H239V231H234L233 232V235H232V239H231V242H230V244H229V246H228V252H227V256H228V263L229 264H255V261L257 260V258H259V257H256V255H255V246L253 245L254 243H253V240H255V239H252V235H251V233L249 232ZM4 232V231H3ZM31 233H32V231H30ZM169 232V231H168ZM169 232V233H170ZM172 232V233H173ZM176 232V231H175ZM180 232H182V231H180ZM184 232V231H183ZM182 232V233H183ZM152 233V232H151ZM154 233V232H153ZM34 234V233H33ZM146 234H149V232L147 231L146 232ZM163 234V233H162ZM177 234V233H176ZM197 234V233H196ZM203 234V233H202ZM36 235H38V234H36ZM65 235H67V234H65ZM64 235V236H65ZM173 235V234H172ZM32 237V236H31ZM63 237V236H62ZM138 238H139V236H137ZM161 237H162V235H161ZM164 237V236H163ZM166 237V236H165ZM197 237H198V235H197ZM199 237H201V236H199ZM197 238V239H194V240H192V241H189V242H186V243H178L177 244V246L175 247V254H176V256H177V259L178 258H180V259H187V257H190L191 255H194V253L195 252H199L200 250H198L197 249V246H198V243H200L199 241H200V238ZM253 237H255V236H253ZM35 238V237H34ZM67 238V237H66ZM127 238H128V240H129V242H128V240H127ZM136 238V237H135ZM28 239V240H27ZM131 239V238H130ZM137 239V238H136ZM135 239V240H136ZM149 239V238H148ZM32 239H30V241H31ZM36 240H37V238H36ZM39 240V239H38ZM137 240H139V239H137ZM167 240V239H166ZM32 241H34V240H32ZM148 241V240H147ZM136 242V241H135ZM256 243V242H255ZM108 244V245H109ZM144 244V243H143ZM128 245L130 246V248L128 247ZM200 245V244H199ZM104 246V245H103ZM207 246V245H206ZM111 247V246H110ZM208 247V246H207ZM138 248H140V247H138ZM137 248V249H138ZM27 249H29L30 251H32V258L30 259V261L26 258L27 257V255H26V257L23 255V253L25 252V251H23V250H27ZM105 249H107V246H106V248ZM136 249V250H137ZM141 249V248H140ZM201 249V248H200ZM203 249V248H202ZM204 249H206V248H204ZM28 250V251H29ZM29 251V252H30ZM107 252H108V250H106ZM105 251V252H106ZM23 252V253H22ZM27 252V251H26ZM136 253L138 252V251H135ZM258 252V251H257ZM102 254H103V252H101ZM143 253V252H142ZM200 253V252H199ZM31 254V253H30ZM108 254V253H107ZM106 254V255H107ZM138 254V253H137ZM137 254H136V256H137ZM140 254V253H139ZM139 254H138V256H139ZM175 254H173V255H175ZM257 255H258V253H256ZM101 255V254H100ZM110 255V254H109ZM108 255V256H109ZM143 255V254H142ZM172 255V256H173ZM30 257H31V255H29ZM43 256V257H44ZM89 256H91V258H92V262L89 260ZM134 256H135V254H134ZM135 256V257H136ZM167 256H169V255H167ZM103 257V256H102ZM111 258H113L112 257V255L110 256ZM130 257V258H129ZM143 257V256H142ZM163 257V256H162ZM174 257V256H173ZM90 258V259H91ZM105 258H107V257H105ZM129 258V259H128ZM134 258V257H133ZM137 258V257H136ZM165 259H167L166 257H164ZM169 258V257H168ZM176 258V257H175ZM174 258V259H175ZM262 258H263V256H262ZM109 259V258H108ZM117 259V260H118ZM161 259V258H160ZM163 259V258H162ZM164 259V261H167V260H165ZM100 260H102V258H100ZM104 260V259H103ZM105 260H107V259H105ZM114 260H116V259H114ZM117 260H116V262H117ZM259 260V259H258ZM108 261H110V260H108ZM130 261V260H129ZM133 261V260H132ZM131 261V262H132ZM134 261H136L135 259H134ZM133 261V262H134ZM151 261V260H150ZM164 261L162 262V263H164ZM42 262V261H41ZM103 262V261H102ZM101 262V263H102ZM113 261H111L110 263H112ZM115 262V261H114ZM130 262V263H131ZM169 262V261H168ZM257 262V261H256ZM99 263V262H98ZM119 263V262H118ZM135 263V262H134ZM133 263V264H134ZM151 263V262H150ZM161 263V264H162ZM169 263H171V262H169ZM186 263H188V262H186ZM258 263V262H257ZM256 263V264H257ZM44 264V263H43ZM55 264V263H54ZM113 264V263H112ZM148 264V263H147ZM172 264V263H171ZM176 264V263H175Z\"/></svg>", "mask_w": 264, "mask_h": 264}]
</instances>
